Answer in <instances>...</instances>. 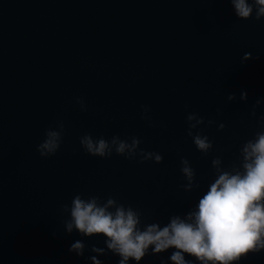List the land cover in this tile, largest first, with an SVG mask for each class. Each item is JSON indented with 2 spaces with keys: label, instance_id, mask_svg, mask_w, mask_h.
Here are the masks:
<instances>
[{
  "label": "water",
  "instance_id": "95a60500",
  "mask_svg": "<svg viewBox=\"0 0 264 264\" xmlns=\"http://www.w3.org/2000/svg\"><path fill=\"white\" fill-rule=\"evenodd\" d=\"M245 53L252 59L241 63ZM259 97L264 21L237 19L230 0H0V264H90V248L103 239L64 227L61 206L77 194L112 196L138 208L145 223L187 212L214 178L211 160L238 164L240 146L261 130L249 115ZM188 113L217 122L202 126L213 142L207 156L186 136ZM57 121L63 143L42 159L37 145ZM85 133L135 136L163 160L91 157L79 145ZM181 157L200 185L189 193ZM77 239L86 245L79 258L68 252ZM171 251L142 264H170ZM240 264H264V250Z\"/></svg>",
  "mask_w": 264,
  "mask_h": 264
},
{
  "label": "clouds",
  "instance_id": "9594fccd",
  "mask_svg": "<svg viewBox=\"0 0 264 264\" xmlns=\"http://www.w3.org/2000/svg\"><path fill=\"white\" fill-rule=\"evenodd\" d=\"M230 2L237 19L264 21V0ZM250 59L251 53H245L241 63ZM247 98V91L242 90L239 100L246 102ZM235 100V94L227 96L228 102ZM76 103L82 112L87 111L82 98H77ZM262 104L264 97H259L250 110L249 115L261 130L240 146L239 163L226 165L220 157L213 158L214 178L187 212L169 216L166 223H145L138 208L112 196L101 199L96 195L77 194L70 206H61L69 214L64 225L66 234L75 230L84 238L103 239L104 247L90 248L94 254L87 257L90 264H103L97 257L108 253L118 258L117 264H142L145 257L163 255L170 249V264H240L249 254L261 253L264 250V111L257 115V109ZM149 112L148 107L141 106V119L151 124ZM219 112L217 109L218 115ZM185 122L186 136L202 156H207L213 150V142L204 134L202 126L211 127L217 122L205 121L197 113H188ZM224 127L219 123L217 131ZM64 132L63 121L45 130L36 148L42 159L57 154ZM140 144L135 136L121 139L114 135L105 139L85 133L79 138L80 148L91 157L110 159L116 155L141 164L162 162L160 153L145 151ZM180 173L185 193L200 187L195 183V170L184 157L180 159ZM85 248L84 240L77 239L68 252L79 258L84 256Z\"/></svg>",
  "mask_w": 264,
  "mask_h": 264
}]
</instances>
